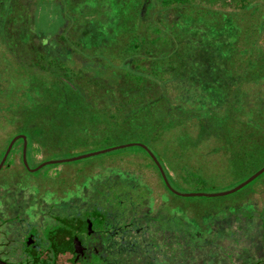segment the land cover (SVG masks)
Listing matches in <instances>:
<instances>
[{
	"label": "rangeland",
	"instance_id": "obj_1",
	"mask_svg": "<svg viewBox=\"0 0 264 264\" xmlns=\"http://www.w3.org/2000/svg\"><path fill=\"white\" fill-rule=\"evenodd\" d=\"M6 2L0 0V18L6 10ZM99 3L101 12L91 15L90 9ZM69 6L73 18L69 33L82 47L94 48L116 40L117 0H81L69 3ZM26 8L29 10L28 6ZM41 11L38 19L34 13L28 12L29 31L27 29L26 33L37 35L34 41L41 49L64 58L70 66L75 67L70 63L74 56L72 51L66 47L56 50L45 35V32L55 34L59 31L61 21H57V17L51 18L58 9L52 10L51 14L48 10ZM179 23L186 54L188 57L195 56V59L172 73L175 79L173 103L193 110L203 107L223 110V101L215 92L217 74L224 71V64H221V59L218 62L215 56L222 50L223 44L219 43L226 41L228 44L233 37L232 31L228 28L216 31L207 22L180 20ZM207 55L210 57L202 61ZM79 63L86 73L92 72L89 64L98 66L83 56ZM85 80L77 82L79 95H72L73 98H57L56 94L38 98L32 113L41 122L30 134L20 132L21 128L16 129L9 124L1 127L0 156L8 140L19 134L28 136L27 147L28 143L30 146L27 148V161L30 168L48 160L139 143L149 146L162 164L167 161L171 167L168 176L176 191L207 194L231 190L264 166V142H256L253 149L255 154L248 160L237 154L250 148L253 139L257 140L252 136L242 135L238 139L237 134L201 133L190 128L183 132L174 127L175 123L170 124L172 128L159 132L111 125L99 107L112 99L113 94L102 88L89 89L94 85H89ZM19 81V85H22L23 80ZM42 85L40 83L41 88ZM160 110L161 107H158L157 111ZM160 122L158 126L169 124L166 119ZM31 144H34V148ZM20 150L22 155L23 144ZM174 177H181L182 183L175 181ZM104 183L110 184V190L116 184H126L133 193L141 190L147 196H153L154 200L163 201L148 203L149 216H160L159 219L165 221L172 220L174 214L182 217L186 233L181 240L186 251L191 253L190 258L197 257L203 262L214 259L216 264H264V173L233 194L179 197L165 189L151 160L136 146L68 163L47 165L36 172L22 167L18 154L8 156L0 171V221H6L8 215L14 213L9 212L12 210H23L28 218L33 219L42 206L45 211L55 202L68 201L73 196L79 198L89 192L93 185ZM249 203L254 205L256 211L249 207ZM194 262V259L190 261L191 264Z\"/></svg>",
	"mask_w": 264,
	"mask_h": 264
},
{
	"label": "trees",
	"instance_id": "obj_2",
	"mask_svg": "<svg viewBox=\"0 0 264 264\" xmlns=\"http://www.w3.org/2000/svg\"><path fill=\"white\" fill-rule=\"evenodd\" d=\"M78 1L81 0H7L6 10L0 18V128L9 124L16 129L21 128L20 132L30 134L41 122L32 113L38 98L50 94H56L57 98H73L72 95H79L77 82L86 79V83L94 85L89 89L102 88L113 94L112 99L99 107L111 125L159 132L172 128L170 124L175 123L174 127L183 132L188 128L201 133L225 132L237 134L238 139L248 135L257 139L254 141L252 138L255 145L237 154L247 160L254 156L255 146L264 142V0H117L116 40L94 48L82 47L69 33L73 24L69 3ZM56 8L58 12H54L51 18L57 17V21H61L60 29L55 34L45 32V35L56 50L66 47L72 51L74 56L71 62L68 61L75 67L64 58L41 49L34 41L37 35L26 33L27 29L29 31V11L38 19L41 10H48L51 14ZM101 9L100 3L97 4L90 9L91 15H96ZM180 20L207 22L216 31L228 28L233 33L228 44L226 41L219 43L223 44L222 50L215 56L218 62L224 64V71L217 74L215 92L223 101V110L216 111L210 107L193 110L172 101L175 89L172 73L195 59V56L188 57L186 54ZM27 35L30 38H24ZM82 56L98 65H88L91 73L81 69L79 62ZM208 56H204L202 61ZM21 79L23 83L19 85ZM40 83H43L42 88ZM158 107H161L160 111H157ZM162 119L169 120V124L158 126ZM22 144L23 141L18 140L9 156L18 154L24 167L20 150ZM31 146L34 148V144ZM137 148L151 160L165 189L171 193L153 160L143 149ZM160 164L171 184L168 176L171 167L167 161ZM174 178L182 183L181 177ZM140 191L133 193L129 186L120 183L112 187L110 194L146 195ZM249 207L256 209L252 203ZM175 215L171 220L172 233L169 236L168 222L160 221L164 233L158 235V238L161 237L159 244L164 248L162 242L165 248L160 250L163 255L160 254L157 261L156 257H152V262L148 263L170 264L169 242L173 244L172 264H191L193 259L196 262L192 264H216L214 259L203 262L197 257L190 258L191 253L186 251L181 240L186 233L183 230L185 220Z\"/></svg>",
	"mask_w": 264,
	"mask_h": 264
},
{
	"label": "flooded vegetation",
	"instance_id": "obj_3",
	"mask_svg": "<svg viewBox=\"0 0 264 264\" xmlns=\"http://www.w3.org/2000/svg\"><path fill=\"white\" fill-rule=\"evenodd\" d=\"M151 201L163 202L147 195H111L110 184L104 183L45 211L42 206L33 219L23 210L9 211L14 213L0 221V264H149L152 257L157 261L165 248L158 238L164 227L160 216L148 215ZM166 222L169 236L172 221ZM167 250L172 264V243Z\"/></svg>",
	"mask_w": 264,
	"mask_h": 264
},
{
	"label": "water",
	"instance_id": "obj_4",
	"mask_svg": "<svg viewBox=\"0 0 264 264\" xmlns=\"http://www.w3.org/2000/svg\"><path fill=\"white\" fill-rule=\"evenodd\" d=\"M18 140H22L23 141V150H22V163L23 166L25 167V169H27L29 172H36L38 171L40 168L47 166V165H51V164H57V163H68V162H72V161H76V160H80V159H84V158H88L94 155H98V154H102V153H107L110 151H115V150H119V149H124V148H129V147H139L141 149H143L147 155L153 160V162L155 163L162 179L163 182L166 186V188L174 195L179 196V197H218V196H225V195H229V194H233L235 192H238L239 190L243 189L246 185H248L249 183H251L253 180H255L257 177H259L261 174L264 173V166L259 169L258 171H256L254 174H252L249 178H247L245 181H243L241 184H239L238 186L234 187L231 190L225 191V192H220V193H213V194H207V193H181L176 191L171 184L169 183L167 176L163 170L162 165L160 164L159 160L156 158V156L152 153V151L145 146L144 144H139V143H128L125 145H120V146H114V147H110V148H106L104 150H100L97 152H93V153H89V154H83V155H78L75 157H71V158H63V159H53V160H48L46 162L41 163L40 165L36 166L35 168H30L28 161H27V137L23 134H19L17 136H15L14 138L11 139V141L9 142L6 151L0 161V171L3 168V166L6 163V160L9 156V153L11 152L14 144L18 141Z\"/></svg>",
	"mask_w": 264,
	"mask_h": 264
}]
</instances>
